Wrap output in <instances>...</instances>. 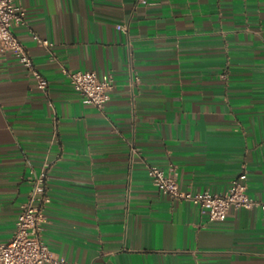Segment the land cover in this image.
<instances>
[{
	"label": "crops",
	"instance_id": "0c3cea01",
	"mask_svg": "<svg viewBox=\"0 0 264 264\" xmlns=\"http://www.w3.org/2000/svg\"><path fill=\"white\" fill-rule=\"evenodd\" d=\"M18 2L49 93L0 55V245L47 169L43 239L62 264H264L258 208L210 222L148 175L226 194L246 173L264 201V0ZM65 69L111 75L110 101L87 105Z\"/></svg>",
	"mask_w": 264,
	"mask_h": 264
},
{
	"label": "built area",
	"instance_id": "2783aa9c",
	"mask_svg": "<svg viewBox=\"0 0 264 264\" xmlns=\"http://www.w3.org/2000/svg\"><path fill=\"white\" fill-rule=\"evenodd\" d=\"M19 0H0V55L10 54L16 57L32 76L37 87L45 95L49 93V83L35 66L29 51L14 34V26L26 25V11ZM33 39L39 46L48 50L54 44L34 34ZM68 81L83 101L90 106L103 109L110 101L114 90L111 75L99 76L94 71L63 70ZM48 167V166H47ZM46 167V168H47ZM148 175L159 190L179 202H188L197 206L206 214L210 222L223 221L231 211L258 208L264 222V201L248 194L247 174L235 178L226 194L182 191L174 168L170 172L157 166L148 167ZM51 203L47 187V169L37 176L34 188L21 206L13 237L0 245V264H62L53 258L49 246L43 239L46 223V209Z\"/></svg>",
	"mask_w": 264,
	"mask_h": 264
}]
</instances>
